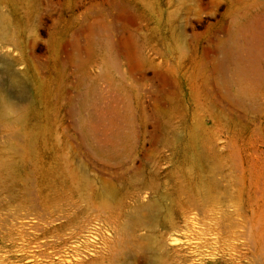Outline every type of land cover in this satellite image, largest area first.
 Listing matches in <instances>:
<instances>
[{
  "label": "rangeland",
  "instance_id": "1",
  "mask_svg": "<svg viewBox=\"0 0 264 264\" xmlns=\"http://www.w3.org/2000/svg\"><path fill=\"white\" fill-rule=\"evenodd\" d=\"M0 20V264H264V0H0Z\"/></svg>",
  "mask_w": 264,
  "mask_h": 264
},
{
  "label": "bare ground",
  "instance_id": "2",
  "mask_svg": "<svg viewBox=\"0 0 264 264\" xmlns=\"http://www.w3.org/2000/svg\"><path fill=\"white\" fill-rule=\"evenodd\" d=\"M3 34H4V26H3V22L0 20V36H2ZM102 46H103L102 47L103 50L106 48L105 53L107 54V49L109 48L108 44L105 43ZM244 94L245 93L242 89L238 90L235 93V99L238 102H243L244 100L243 98L245 97ZM3 105H4L3 100L0 99V107ZM114 155H116L115 148H113L112 152L107 155V158H113L115 157ZM65 193H66V185H63V184H59V185L54 184V185H51L48 189L40 190L38 192L40 206L42 208L45 207L46 208L45 210L53 213L55 211L54 210L55 205L59 203L60 200H63ZM21 194L22 192L18 188V185L16 183H14L13 185L4 184V195L6 197L11 198L14 201H16L22 198ZM0 201H1V196H0ZM149 211L151 215L156 214V210H154L153 206L150 207ZM136 220L138 219L136 218ZM196 221H197L196 217H192L191 219L186 218L184 221V225H185L184 227L186 229L194 228L195 225H198V222ZM170 228L176 231L179 230V227L174 226V224H172ZM202 246H204V244H198V246H196L195 248L196 251H199L202 248ZM144 248L148 254H151V256H155V255H158L163 250V244H160L156 241H151ZM176 262H178L177 257L176 259H172L170 264H175ZM76 264H97V261H96V258H93L90 260H86V262H84L83 260H81V257H78V259L76 260Z\"/></svg>",
  "mask_w": 264,
  "mask_h": 264
}]
</instances>
